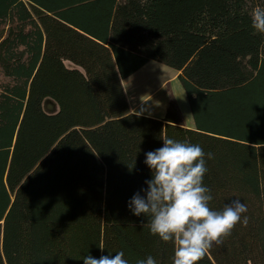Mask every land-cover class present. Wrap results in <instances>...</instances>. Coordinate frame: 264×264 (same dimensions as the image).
Listing matches in <instances>:
<instances>
[{"label": "trees", "instance_id": "1", "mask_svg": "<svg viewBox=\"0 0 264 264\" xmlns=\"http://www.w3.org/2000/svg\"><path fill=\"white\" fill-rule=\"evenodd\" d=\"M255 6L264 0H0V264H83L118 251L129 264H172L173 243L127 206L151 178L145 153L164 137L205 152L212 210L247 206V225L198 264H264ZM148 61L178 71L193 128L174 97L160 119L131 112L122 80Z\"/></svg>", "mask_w": 264, "mask_h": 264}, {"label": "clouds", "instance_id": "2", "mask_svg": "<svg viewBox=\"0 0 264 264\" xmlns=\"http://www.w3.org/2000/svg\"><path fill=\"white\" fill-rule=\"evenodd\" d=\"M250 24L255 33L264 34V7L255 6L250 12ZM163 146L145 153L144 163L151 178L128 201V208L135 216L147 217L151 235L163 242H172V264H198L213 245H221L238 223L247 225L248 218L241 215L247 206L233 199L222 211L209 207L213 199L211 189L204 186L208 171L205 152L199 145L162 138ZM212 153H207L208 159ZM101 250H103L101 248ZM83 264H129L124 252L114 256L83 257ZM136 264H157L151 256L138 259Z\"/></svg>", "mask_w": 264, "mask_h": 264}, {"label": "rangeland", "instance_id": "3", "mask_svg": "<svg viewBox=\"0 0 264 264\" xmlns=\"http://www.w3.org/2000/svg\"><path fill=\"white\" fill-rule=\"evenodd\" d=\"M148 66L142 67L129 77L122 80L128 104L131 111L145 113L149 115H159L163 109L164 103L168 104L171 97H174L177 104V98L184 101L185 92L177 80L176 71L158 62H150ZM67 67H76L70 61L65 64ZM156 75L159 84L147 94L142 91V83L139 81L146 75V72ZM143 95V96H142ZM43 109L46 112H55L56 105L49 99L44 100Z\"/></svg>", "mask_w": 264, "mask_h": 264}, {"label": "crops", "instance_id": "4", "mask_svg": "<svg viewBox=\"0 0 264 264\" xmlns=\"http://www.w3.org/2000/svg\"><path fill=\"white\" fill-rule=\"evenodd\" d=\"M67 62H68L67 60L64 61L65 64H67ZM150 62H155V61H148L146 64L143 65V67L148 66L149 64H151ZM175 74H178V71H176ZM177 101H178V106L180 108V112H181V116H182V120H183L184 125L186 127H188V128H193V120H192V115H191V111H190V107H189L187 98L184 97V101H183V98H182V100H179L177 98ZM166 107H167V104L164 103L163 109H162V111H161V113L159 115H149V114L140 113V112H136V111H131V112L138 113V114H143V115H146V116H150V117H153V118L160 119V118H162L164 116Z\"/></svg>", "mask_w": 264, "mask_h": 264}, {"label": "bare ground", "instance_id": "5", "mask_svg": "<svg viewBox=\"0 0 264 264\" xmlns=\"http://www.w3.org/2000/svg\"><path fill=\"white\" fill-rule=\"evenodd\" d=\"M156 78V75L151 72H146V75L143 76V78L141 80H139L143 85V90L142 91L145 94H147L150 90L154 89L158 84L159 82L157 81ZM143 96V95H142Z\"/></svg>", "mask_w": 264, "mask_h": 264}]
</instances>
